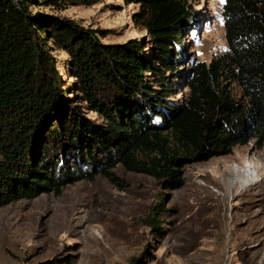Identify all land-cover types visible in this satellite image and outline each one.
<instances>
[{
  "label": "trees",
  "instance_id": "obj_1",
  "mask_svg": "<svg viewBox=\"0 0 264 264\" xmlns=\"http://www.w3.org/2000/svg\"><path fill=\"white\" fill-rule=\"evenodd\" d=\"M101 1L0 0V207L96 175L122 185L111 171L118 164L175 190L189 163L251 140L264 147V0L224 1L227 51L193 65L189 96L178 104L167 101L175 91L166 72L178 83L189 4L123 0L141 5L134 16L150 34L146 58L133 40L104 43L102 29L56 14ZM53 50L66 52L71 81Z\"/></svg>",
  "mask_w": 264,
  "mask_h": 264
},
{
  "label": "rangeland",
  "instance_id": "obj_2",
  "mask_svg": "<svg viewBox=\"0 0 264 264\" xmlns=\"http://www.w3.org/2000/svg\"><path fill=\"white\" fill-rule=\"evenodd\" d=\"M224 1L186 0L191 16L180 44L178 83L166 72L175 91L169 103L188 98L186 81L196 62L208 63L227 51ZM140 6L104 0L56 14L102 29L104 43L133 40L149 58L150 34L134 16ZM30 9L51 12L43 6ZM52 53L64 79L71 81L66 52ZM149 77L157 89L154 75ZM231 89L234 97L241 96L237 83ZM247 166L257 174L252 186L246 184ZM111 171L122 185L96 175L67 184L59 194L1 206L0 264H132L141 255L139 264H264V147L256 148L253 140L230 154L185 165L184 184L175 190H164L156 178L120 164ZM151 217L157 229L149 224Z\"/></svg>",
  "mask_w": 264,
  "mask_h": 264
},
{
  "label": "bare ground",
  "instance_id": "obj_3",
  "mask_svg": "<svg viewBox=\"0 0 264 264\" xmlns=\"http://www.w3.org/2000/svg\"><path fill=\"white\" fill-rule=\"evenodd\" d=\"M247 168V170H246V178H247V180H246V184L248 185V186H252L253 184H255V182H256V177H257V174L253 171V168L252 167H249V166H247L246 167ZM249 168V169H248ZM245 178V179H246ZM235 182H236V180H234ZM243 182V181H242ZM258 183V182H257Z\"/></svg>",
  "mask_w": 264,
  "mask_h": 264
}]
</instances>
